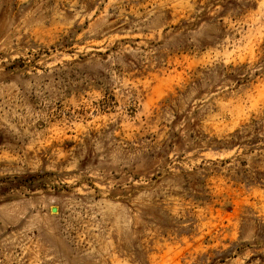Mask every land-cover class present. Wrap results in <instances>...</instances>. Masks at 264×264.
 Masks as SVG:
<instances>
[{
    "label": "rangeland",
    "instance_id": "374dc122",
    "mask_svg": "<svg viewBox=\"0 0 264 264\" xmlns=\"http://www.w3.org/2000/svg\"><path fill=\"white\" fill-rule=\"evenodd\" d=\"M0 264H264V0H0Z\"/></svg>",
    "mask_w": 264,
    "mask_h": 264
},
{
    "label": "water",
    "instance_id": "95a60500",
    "mask_svg": "<svg viewBox=\"0 0 264 264\" xmlns=\"http://www.w3.org/2000/svg\"><path fill=\"white\" fill-rule=\"evenodd\" d=\"M55 210H56V209L54 208L52 211L55 212Z\"/></svg>",
    "mask_w": 264,
    "mask_h": 264
}]
</instances>
